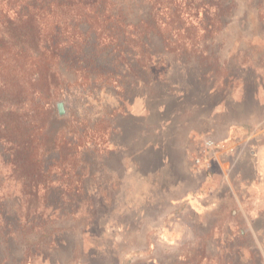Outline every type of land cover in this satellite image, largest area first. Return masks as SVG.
Segmentation results:
<instances>
[{
	"label": "rangeland",
	"instance_id": "rangeland-1",
	"mask_svg": "<svg viewBox=\"0 0 264 264\" xmlns=\"http://www.w3.org/2000/svg\"><path fill=\"white\" fill-rule=\"evenodd\" d=\"M233 1L208 50L120 119L115 160L99 167L88 195L73 180L55 184L51 196L72 203L54 213L41 189L39 213L55 215L56 236L28 239L42 249L35 264H264V7ZM38 88L67 114L45 81ZM207 140L222 149L206 151ZM27 192L0 165V197L20 198L22 221Z\"/></svg>",
	"mask_w": 264,
	"mask_h": 264
},
{
	"label": "trees",
	"instance_id": "trees-1",
	"mask_svg": "<svg viewBox=\"0 0 264 264\" xmlns=\"http://www.w3.org/2000/svg\"><path fill=\"white\" fill-rule=\"evenodd\" d=\"M233 5V0H0V165L28 191L25 221L20 198L0 197V264H35L42 249L29 244L30 237L55 242L56 232L48 227L55 215L44 219L39 213L41 189L43 209L54 213L72 203L51 196L55 184L73 180L75 192L88 195L99 167L115 160L120 119L131 115L137 98L172 86L180 64L208 50L205 42L219 33ZM263 7L258 0V9ZM42 81L70 105L65 116L39 90ZM80 203L78 198L75 204ZM46 250L53 253L51 246ZM112 260L109 264L118 263Z\"/></svg>",
	"mask_w": 264,
	"mask_h": 264
},
{
	"label": "built area",
	"instance_id": "built-area-1",
	"mask_svg": "<svg viewBox=\"0 0 264 264\" xmlns=\"http://www.w3.org/2000/svg\"><path fill=\"white\" fill-rule=\"evenodd\" d=\"M204 149L206 151H209V150H221L222 149V146L221 145H217L215 143V141H212V140H207L205 143H204ZM202 163V160L201 159H198L197 160V164H201Z\"/></svg>",
	"mask_w": 264,
	"mask_h": 264
},
{
	"label": "water",
	"instance_id": "water-1",
	"mask_svg": "<svg viewBox=\"0 0 264 264\" xmlns=\"http://www.w3.org/2000/svg\"><path fill=\"white\" fill-rule=\"evenodd\" d=\"M58 113L60 116H64L66 111H65V107H64V104L62 103H59L58 104Z\"/></svg>",
	"mask_w": 264,
	"mask_h": 264
}]
</instances>
